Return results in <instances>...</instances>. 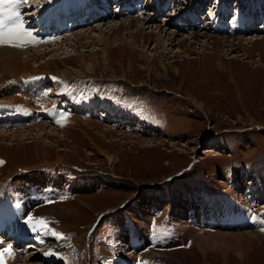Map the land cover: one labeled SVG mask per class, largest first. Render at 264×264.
<instances>
[{
  "label": "rangeland",
  "instance_id": "rangeland-1",
  "mask_svg": "<svg viewBox=\"0 0 264 264\" xmlns=\"http://www.w3.org/2000/svg\"><path fill=\"white\" fill-rule=\"evenodd\" d=\"M0 11L30 33L0 50H41L24 71L0 67V217L12 216L0 246L16 241L18 264H264V0H21ZM53 55L50 75L37 74ZM79 58L97 59L95 72L62 78L60 59L78 71ZM29 215L63 238L33 232Z\"/></svg>",
  "mask_w": 264,
  "mask_h": 264
},
{
  "label": "bare ground",
  "instance_id": "bare-ground-1",
  "mask_svg": "<svg viewBox=\"0 0 264 264\" xmlns=\"http://www.w3.org/2000/svg\"><path fill=\"white\" fill-rule=\"evenodd\" d=\"M31 3H29V5H30ZM226 12V11H225ZM5 14V13H4ZM260 16V15H259ZM262 17V16H261ZM76 18H78V17H76ZM92 20V19H91ZM19 21H17L16 23H18ZM32 22V21H31ZM244 22V21H243ZM261 22V21H260ZM29 23V22H28ZM33 23V22H32ZM132 23H133V20H130L129 21V24H131L132 25ZM258 23V22H257ZM75 23H73V25H74ZM236 24V23H235ZM119 25V24H118ZM130 25V26H131ZM195 25V24H194ZM22 26H24V25H22ZM120 26H122V25H119L118 27H120ZM241 27V26H240ZM46 28H44V30H45ZM101 30V29H100ZM241 32L242 33H246V30H245V28L244 27H241ZM248 30H249V28H248ZM254 30V29H253ZM85 33V32H84ZM84 33H80V35L82 36V37H80V38H85V35H84ZM78 35V34H77ZM75 36V35H74ZM79 36V35H78ZM77 36V37H78ZM254 41V43H257V42H259V41H257V40H253ZM252 41V42H253ZM31 43V42H30ZM162 44V43H161ZM160 45V44H159ZM158 47V46H157ZM3 49H4V47H3ZM11 49V48H10ZM45 49V48H44ZM43 49V50H44ZM47 49V48H46ZM11 50H15V51H11ZM11 50H8V48L7 49H4V50H0V67H6V66H8V65H12L15 69H17V70H25L26 68H24V69H22L21 67L23 66V67H25L28 63H30L29 61H31V60H34V59H36V58H38V57H40L41 56V54L39 53L40 51H35V52H33V54H31L29 57H25L26 59H24V58H22L21 57V55H22V52L20 51V50H18V49H11ZM42 50V51H43ZM19 52L21 53V54H19ZM11 53H13L14 55H13V57L11 56ZM42 53V52H41ZM47 53V52H46ZM45 53V54H46ZM50 54V53H49ZM48 54V55H49ZM52 54V53H51ZM105 54V53H104ZM47 55V56H48ZM45 56V55H44ZM78 56V55H77ZM46 57V56H45ZM54 55L53 56H49V58H47L46 59V62H44V64H39L38 66L40 67V69H38V71H36V73L38 74V73H40L41 75H43V76H46L45 74H47V75H50V72L48 71V72H46V71H44V69L42 68V66L43 65H45L46 67H49V65H48V61H50V60H54ZM44 58V57H43ZM64 58H66V57H64ZM69 58V57H68ZM108 58H109V55L107 54L106 55V61H104V68H105V70H107L108 71V69H111L110 68V62L108 61ZM45 59V58H44ZM22 60V61H21ZM61 60V63L64 65V67H65V69L64 70H62L61 71V77L62 78H65L66 80H70V79H73V78H76V77H83V76H86V74L87 73H94L95 72V70L97 69L96 67L99 65L97 62H98V60L97 59H91V60H89V62H86L84 59H80L79 58V61H80V63H82V68L80 69V70H75V69H73V68H70L66 63H65V60H62V59H60ZM146 60H147V62L149 61V63H150V58H146ZM150 65V64H149ZM148 65V66H149ZM37 66V67H38ZM27 67H29V66H27ZM36 67V66H35ZM151 67H148V69H150ZM153 68V67H152ZM34 70V69H33ZM111 70H109V72H110ZM107 73V72H106ZM18 73L17 72H15L14 73V76L15 75H17ZM28 76H30V74H28ZM6 77V76H5ZM3 77H1V79H2ZM31 86H33V83H31ZM42 86V85H41ZM23 90H20L18 93H19V96H20V98H22V96H23ZM17 93V94H18ZM24 97V96H23ZM23 99V98H22ZM2 132V131H1ZM4 132V131H3ZM28 132V131H27ZM12 134V133H11ZM15 135V134H14ZM13 135V136H14ZM6 136V135H5ZM113 157H107V159H108V161H113V159H112ZM63 160L61 159V160H58V162H62ZM57 208H60V207H52V209H50V213L52 212V213H57L58 212V210H57ZM70 213V212H69ZM243 222H242V225H247L246 226V228H248V229H253V228H256V226L252 223H248V218L246 217L245 218V216H246V214H243ZM230 221V220H229ZM246 223V224H245ZM23 234V233H22ZM44 239H46V240H48V239H52V237H50L49 235H47L46 233H44V232H40L39 233ZM36 235V234H35ZM230 237H231V235H229ZM37 237V238H36ZM234 237V236H233ZM17 240L18 241H22V242H25V241H28V238H30L28 235H20V236H17ZM43 238H39L38 236H35V242H40V241H42L43 240ZM225 239V238H227L226 236H220L219 235V238H217V239ZM7 240H10V237H8L7 238ZM46 240H44V244L46 243ZM232 241V240H231ZM16 242V241H15ZM15 242H13V241H11V243L9 244V243H7L6 245H4V246H2V247H5V248H7L9 245H11V251L14 253V244H15ZM246 242V241H245ZM3 243V240L2 239H0V244H2ZM6 243V242H5ZM13 243V244H12ZM236 243H238V242H236ZM29 245H31L30 243H28ZM203 244V243H202ZM208 244L209 243H207V246H208ZM215 244H216V241H215ZM247 244V243H246ZM15 245H18V243H16ZM65 245H69L68 243H65ZM248 246V245H247ZM16 247V246H15ZM64 247H66V246H64ZM212 247H214V246H212ZM41 247L39 246V248H35L34 246H31L30 248H29V250H38V249H40ZM57 248V247H56ZM208 248V247H207ZM62 249V248H61ZM243 249V248H242ZM26 251V250H25ZM72 252L73 250L72 249H69V251H66V252ZM27 252V251H26ZM204 252V251H203ZM240 252V251H239ZM17 254V253H16ZM15 253H14V256H13V258H11V259H7L6 258V264H18L19 262H18V259H17V255H16ZM35 255V254H34ZM34 255H32V256H30V257H28L27 258V260L26 261H28V263H34V260L37 258V257H39V256H41L42 255V253L39 251V253H36V255L34 256ZM247 255V249H244L242 252H241V257L242 258H244V259H246V256ZM66 256V255H65ZM246 256V257H245ZM20 260V259H19ZM21 261V260H20ZM25 264H27L26 262H25Z\"/></svg>",
  "mask_w": 264,
  "mask_h": 264
},
{
  "label": "snow or ice",
  "instance_id": "snow-or-ice-1",
  "mask_svg": "<svg viewBox=\"0 0 264 264\" xmlns=\"http://www.w3.org/2000/svg\"><path fill=\"white\" fill-rule=\"evenodd\" d=\"M21 0H0V6L8 3H20ZM24 3H27V0H23ZM19 20V13L4 15L0 11V45H10V46H22L23 43H26V36H29L30 33L23 28V22L15 23L14 21ZM25 223L29 225L33 232L40 233H49L56 237L57 239H62V235L52 231L50 227V222L46 218L40 217L35 218L31 215L27 217ZM50 254V253H49ZM14 253L11 251V245L7 248L0 246V264H6V258H13Z\"/></svg>",
  "mask_w": 264,
  "mask_h": 264
},
{
  "label": "flooded vegetation",
  "instance_id": "flooded-vegetation-1",
  "mask_svg": "<svg viewBox=\"0 0 264 264\" xmlns=\"http://www.w3.org/2000/svg\"><path fill=\"white\" fill-rule=\"evenodd\" d=\"M167 181H169V180H167Z\"/></svg>",
  "mask_w": 264,
  "mask_h": 264
}]
</instances>
